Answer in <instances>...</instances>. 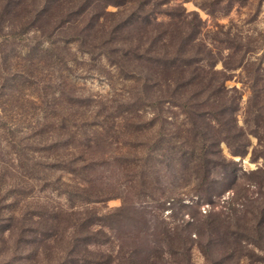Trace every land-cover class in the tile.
<instances>
[{
    "label": "rangeland",
    "instance_id": "374dc122",
    "mask_svg": "<svg viewBox=\"0 0 264 264\" xmlns=\"http://www.w3.org/2000/svg\"><path fill=\"white\" fill-rule=\"evenodd\" d=\"M140 7L147 12L153 7L164 11L151 18L167 28L195 31L187 49L199 57L209 83L221 82L227 89L214 96V102L235 105L237 124L255 128L256 108L264 113V0H130L124 11L118 9L130 18ZM17 29L15 20L0 19V158L7 161L4 167L9 171L12 163L8 137L31 162L49 161L45 153L61 156L90 138L92 145L97 141L98 145L88 151L96 167L88 179L102 198L87 203L84 196L69 197L66 191L83 193L78 183L84 180L68 168L61 170L62 166L42 170L39 163L33 170L26 168L28 172H14L10 179L3 176L0 228L11 223V215L15 227L0 235V264H124L122 256L131 254L154 256L156 264H236L234 255H238L237 264H264V251L251 244L253 236L242 235L239 243L234 232L236 224L251 223L252 227L256 219L264 221V214L255 218L248 212L264 207V139L259 143L257 134L250 133L243 157L230 154L221 142L227 160L212 168L216 184L213 194L205 196L188 169H169L167 157H173L180 144V138L172 134L189 126L183 109L169 97L157 105L136 99L140 88L136 74L121 70L100 50L89 51L76 42L45 56L38 67L48 65V69L23 76L21 69L31 64L32 47L45 44L46 38L31 32L10 37ZM153 65L146 62L149 68ZM262 114L257 117L264 123ZM135 130L139 131L134 134ZM74 133L78 134L72 138ZM158 138L165 156L144 162L148 170L157 172L159 183L150 181L147 189L123 188L130 186L132 174L124 156L147 157ZM40 140H46L48 150H38ZM29 173L45 175L57 186L29 179ZM90 187L86 192L92 191ZM123 196L128 200L124 205ZM121 206L126 207L122 213ZM218 223L231 245L226 259L213 236Z\"/></svg>",
    "mask_w": 264,
    "mask_h": 264
},
{
    "label": "trees",
    "instance_id": "16d2710c",
    "mask_svg": "<svg viewBox=\"0 0 264 264\" xmlns=\"http://www.w3.org/2000/svg\"><path fill=\"white\" fill-rule=\"evenodd\" d=\"M129 2L130 0H0V19L7 16V21L10 19L15 20V27H18V29L15 30V33H9L10 37H17L24 32H31L46 38L44 39L46 40L45 44L32 47V55H28L31 64L27 68L21 69L23 76L32 77L37 74L36 72H41L42 68L48 69V65L42 68L38 67L39 62L45 56L51 52L53 53L56 47L57 49L66 47L68 44L76 42L79 46H85L89 51L100 50L99 53L117 63L121 70L136 74L137 82L140 84L139 90L135 92L138 95L136 99L144 98V101L152 104L156 103L157 105L160 101L169 97L168 101L171 100L173 105L179 106L188 114L189 124L188 127L178 129L177 132L172 134L173 138H180V144L172 153L174 154L173 157H167V161L171 164L169 169L171 170L173 167V172L177 169H188L190 175L195 177L194 181L197 187L203 190V194L205 196L211 195L213 194V186L216 184L212 168L215 165L223 166V163L227 160L221 151L220 143H225L230 154L243 157L249 145L250 133L257 134L259 143L264 139V123L260 122L262 118L259 121L257 117L262 113L258 111V108L256 110L254 108L253 122H255V128L246 129L244 125H238L235 118L237 113L235 105L226 100L214 102L213 97L225 92L227 89L224 88L223 84L221 85V82L218 85L210 84V77L206 76L207 74L200 64L199 57L187 49V45L195 39V31L191 29L188 32H178L172 30V28L170 29V27H165L164 22H158L156 18H151L153 14L164 12L157 11L154 7L148 12L140 7L136 14L130 15V18H125L127 16L122 14V9L118 8L123 7L124 11ZM109 5L115 6L116 11L107 10ZM60 42H63L64 45L61 46ZM136 61L138 63L135 64ZM147 61H152L154 65L150 68L147 67ZM137 65L141 67L139 68ZM209 65L211 68V63ZM254 97L255 93L253 92L251 93L252 102H254ZM209 98L213 100L210 103L208 102ZM249 112L253 111L249 110ZM262 115L264 116V113ZM121 118H125V121L129 119V117L124 116ZM6 130L7 133H10L11 129L8 127ZM260 130L262 133H259ZM42 131L41 129L38 130L39 135ZM138 131L135 130L133 133L135 134ZM76 134L78 133H74L72 138ZM10 139L8 137L6 142L10 144L9 162L12 163L8 164L10 170L7 171L4 167L7 161L0 158V169L3 170L0 175L1 181L3 176H9L8 179L15 177L14 172H28V169L38 168L39 163H42V170H51L62 166L61 170L68 168L69 173L76 172L84 180L81 181V184L78 183L83 193L72 194L73 191H66L69 197L70 195L84 196L87 203L102 198V193L93 191L94 182L88 179V176L96 170L92 157H88V151L96 147L98 141L92 145L90 138H86V140L80 142V146L78 145L74 150L66 151L61 156L56 152H47L43 156L44 159H49V161L31 162L23 149L15 146ZM37 143L40 144L38 150H48L46 140H40ZM154 143L153 146L156 147L152 151H148L147 157L137 156L136 154H126L124 156L127 160V166L132 167L131 169L128 168L129 173L132 170V174L129 182L130 186H124L123 188L128 189L130 187L132 190L147 189L150 181L159 183L157 172L148 170L144 162V159L150 157L165 156V151L158 147L161 139H156ZM163 163L166 166L165 162ZM255 172H258V170ZM27 175H29V179L38 178L42 182L49 181V178L45 175L40 177L39 175L31 177L30 173ZM25 182L27 183V180ZM49 182L51 185L57 186L54 182ZM89 186L92 187V191L86 192ZM22 190V188H19L17 193L21 194ZM122 201L123 205L128 202L125 196H123ZM125 208L121 206L119 211L122 213ZM14 210L18 209L14 208ZM248 212L255 218H259L261 217L260 214H264V207L261 210L257 209L254 213L251 210H248ZM35 215L38 216V214ZM14 219L13 215L9 217L8 220H11V223L2 225L0 235H3L5 231L13 230L15 226H12V220ZM206 219H208L207 216L205 222ZM256 220L252 227H250L251 223L240 224L242 227L236 224L237 228L234 230L238 237L236 241L240 243L242 235L253 236L254 239L251 240L253 241L251 242L253 247L264 251V233L260 230L264 225V221L262 218ZM85 221H89V224L93 222L89 218H86ZM220 224L218 223L213 236L214 239L216 238V243L224 250L223 256L226 259L231 252V245L223 232L219 231ZM19 227L21 229L20 225ZM19 227H17L18 230ZM251 228L254 231L252 234H247V229ZM11 233H9V236H12ZM230 255L232 256V253ZM122 257L124 264H156L158 260L154 256L141 258L137 254L123 255ZM232 260L236 264L240 262L238 255H234Z\"/></svg>",
    "mask_w": 264,
    "mask_h": 264
}]
</instances>
